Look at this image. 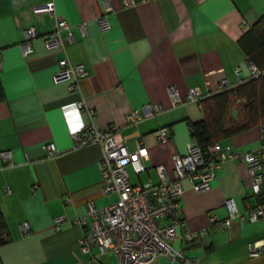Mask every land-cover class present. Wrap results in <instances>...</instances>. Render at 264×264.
<instances>
[{
    "label": "crops",
    "instance_id": "0c3cea01",
    "mask_svg": "<svg viewBox=\"0 0 264 264\" xmlns=\"http://www.w3.org/2000/svg\"><path fill=\"white\" fill-rule=\"evenodd\" d=\"M45 1L0 0V151H10L9 158L0 155V212L8 238L0 245V264H116L114 253L96 246L81 252L82 227L69 221L89 201L100 207L117 194L103 190L101 146L75 142L68 130L75 111L62 106L83 96L95 111L96 128L118 130L128 150L139 143L146 147L145 170L135 173L127 165L132 183L158 182L154 165L159 163L165 165L167 179L172 177V155L184 154L191 137L186 121L201 119L202 111L194 102L173 105L170 87L184 100L188 87L198 85L205 94L221 78L233 86L251 77L237 39L264 13V0H134L127 6L122 0H53L55 12L75 35L66 54L86 70L76 90L52 79L63 52L44 45L54 17L33 8ZM103 11L110 25L106 30L96 22ZM81 22L86 23L84 33ZM28 26L35 27L37 36L26 42ZM26 46L31 50L23 53ZM143 107L152 113L138 122L126 121L130 110ZM231 113V120L241 117L233 109ZM80 117L89 121L84 110ZM260 123L219 141L232 149L255 148L262 139ZM160 126L169 130L165 141L153 134ZM50 141L56 151L48 156ZM249 182L247 165L239 158L224 160L206 190L194 191L184 181L183 220L190 230L204 232L172 244L197 264H264L263 254H248V243L264 236L261 219L240 222L233 217L226 226H211L208 220L209 212L228 217L227 199L244 213L246 202H254ZM262 187L264 197V176ZM61 214L68 220L55 229V217ZM149 264L191 263L159 254Z\"/></svg>",
    "mask_w": 264,
    "mask_h": 264
},
{
    "label": "built area",
    "instance_id": "2783aa9c",
    "mask_svg": "<svg viewBox=\"0 0 264 264\" xmlns=\"http://www.w3.org/2000/svg\"><path fill=\"white\" fill-rule=\"evenodd\" d=\"M127 6L134 0H122ZM33 10L46 11L54 17V26L43 35V42L48 49H59L63 52L57 60V68L53 73V81H66L70 90L79 88V78L86 70L82 63H73L66 54V46L75 40V35L69 27V23L55 12L53 0H47L36 5ZM100 30L109 28L106 11L96 17ZM82 33L85 32L86 23H79ZM27 42L37 36L34 26H28L23 32ZM31 49L26 46L23 53ZM253 74H258L256 67L249 62ZM237 72L239 67H237ZM240 82V81H239ZM226 78H221L214 90H208L203 94L198 85L188 87L184 100L180 99L177 90L170 87L169 95L173 105L184 102H194L200 106V100L213 92L230 87ZM159 108L158 104L154 105ZM62 108H71L75 111L76 119L68 122V130L76 143L97 142L102 149L100 171L104 180L105 192H116L117 197L112 202L95 206L92 201L81 214L69 220L82 227V234L78 239V247L81 252H89L96 246L99 251H110L115 254L116 264H149L159 254H165L170 259H179L191 264H197L194 257L188 256L181 246H174L175 239L190 241L204 229L195 232L187 228L182 217L181 197L184 190L183 182L187 181L194 191L206 190L215 178V172L221 163L229 158H239L247 165L250 178L251 193L254 202H246V211L239 213L227 199L225 204L229 210L228 217L218 218L208 213L209 225L226 226L233 217L242 222L244 219L253 221L261 219L264 224V122L260 123L261 143L252 149H232L228 143L213 141L202 148L193 137L187 141L184 154L172 155V177L167 179L164 164L154 165L158 182L150 179L143 183H132L129 179L127 165H131L135 173L145 170L143 160L147 156L146 147L138 144L135 149L128 150L123 143L122 136L116 129L102 131L96 128L92 122L94 109L86 104L85 97H80ZM84 110L89 118L84 122L80 117V111ZM152 112L143 109L130 110L125 118L127 122H138ZM153 134L158 141H165L169 137L166 126L157 127ZM47 155L55 153L53 142L46 143ZM3 158L10 157V151L2 150ZM68 200V197H66ZM68 220L64 215L55 217V229L61 222ZM23 230L27 231L28 224L23 223ZM250 256L264 255V236L248 243Z\"/></svg>",
    "mask_w": 264,
    "mask_h": 264
},
{
    "label": "trees",
    "instance_id": "16d2710c",
    "mask_svg": "<svg viewBox=\"0 0 264 264\" xmlns=\"http://www.w3.org/2000/svg\"><path fill=\"white\" fill-rule=\"evenodd\" d=\"M237 42L259 73L200 100L202 118L186 122L190 136L202 148L264 121V13L240 34ZM3 99L4 92L0 81V101ZM233 101L241 104V117L238 120L230 119ZM6 241V224L0 212V245Z\"/></svg>",
    "mask_w": 264,
    "mask_h": 264
},
{
    "label": "rangeland",
    "instance_id": "374dc122",
    "mask_svg": "<svg viewBox=\"0 0 264 264\" xmlns=\"http://www.w3.org/2000/svg\"><path fill=\"white\" fill-rule=\"evenodd\" d=\"M232 106H231V110L233 109V111L235 110V115L237 114H239V115H241L240 114V111H241V104L240 103H238V102H236V101H233L232 102V104H231ZM232 114V113H231ZM233 117V116H232ZM232 117H230V119L232 118ZM233 120V119H232Z\"/></svg>",
    "mask_w": 264,
    "mask_h": 264
}]
</instances>
